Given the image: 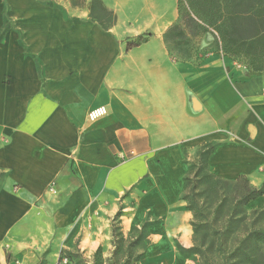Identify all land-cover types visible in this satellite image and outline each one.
I'll list each match as a JSON object with an SVG mask.
<instances>
[{"label": "crops", "instance_id": "obj_1", "mask_svg": "<svg viewBox=\"0 0 264 264\" xmlns=\"http://www.w3.org/2000/svg\"><path fill=\"white\" fill-rule=\"evenodd\" d=\"M101 2L105 28L87 6L0 0V264L4 246H85L96 223L112 240L118 212L124 234L147 222L138 264H190L177 245L195 242L182 195L198 145H213L214 177L264 186V73L218 52L173 57L178 0ZM246 206L264 209V192Z\"/></svg>", "mask_w": 264, "mask_h": 264}, {"label": "rangeland", "instance_id": "obj_2", "mask_svg": "<svg viewBox=\"0 0 264 264\" xmlns=\"http://www.w3.org/2000/svg\"><path fill=\"white\" fill-rule=\"evenodd\" d=\"M58 4H67L72 7L87 6L89 1L83 0H54ZM99 2H97L92 9L94 15L102 20L110 21L111 15L105 16L103 10L99 9ZM188 7L186 0H181L179 8V18L174 24L175 31L168 35V48L173 57L178 59L189 58L194 61L202 59L203 56L216 52L215 37L211 31L200 30L201 35H192L193 29L185 25V12L184 8ZM10 23L7 22V25ZM108 25V23H106ZM204 148L202 145L192 147L186 152L185 160L188 163V173L186 175V186L194 189L195 201L198 205V215H193V221L196 223L208 222L215 229L223 231L226 227L229 230L222 236H214L210 230L200 228L195 233V243L205 248L209 246L207 251V260L198 254H190V264H223L229 261L217 249L221 245L228 253L237 242L244 237L252 229H261L264 227V214H254L253 209H249L246 203L242 201V188L245 184L244 180L239 182L225 181L211 175L207 166L204 163L203 157L199 154ZM192 168V170H191ZM191 170V171H190ZM195 171L194 173L192 171ZM2 174H0V179ZM186 187V189H187ZM69 187L66 188L63 195ZM186 193L189 190H185ZM65 196H60L58 201L47 202L50 206H56L64 199ZM44 203L43 200L40 201ZM94 230V231H93ZM139 233L143 236L139 238L140 242L133 248V255L138 256L146 244V234L143 229L137 231H130L124 234L121 231L123 242L115 255H112L113 243L110 239L104 240V231L98 223L94 224V229L86 233L84 244L76 243L72 246L64 245H47L43 240L37 241L39 249L42 252L34 258V255L29 248L20 250L17 253L4 246V254L9 264H122L125 256L124 245L125 243L133 240ZM99 238L102 244L95 247L94 240ZM46 241V240H45ZM45 243V246L40 243ZM33 248V247H31ZM99 248V250H98ZM260 249L262 246L260 245ZM63 250V252H62ZM66 251V252H64ZM255 253V260L252 264H264V251L261 250ZM62 256L61 260L59 259ZM138 264V260L134 262ZM250 264V263H249Z\"/></svg>", "mask_w": 264, "mask_h": 264}, {"label": "trees", "instance_id": "obj_3", "mask_svg": "<svg viewBox=\"0 0 264 264\" xmlns=\"http://www.w3.org/2000/svg\"><path fill=\"white\" fill-rule=\"evenodd\" d=\"M41 1L48 2L49 0ZM97 2H99V9L103 10L106 17L107 15L112 16L110 21L102 20L93 14L92 9ZM180 2L181 0H178V12ZM186 2H188V7L184 8L185 25L193 29L192 35L200 36L203 31H211L215 37L216 52L221 53L236 63L244 65L250 71L264 73V0H186ZM88 8L90 10V17L97 19L99 24L104 28L106 27V23H108V26L114 24V13L108 10L101 0H90ZM174 29L175 25H172L166 31L164 36L166 41L168 35L175 31ZM198 29H202V32ZM149 35L150 33L141 34L132 40H128L126 43L127 47L140 44ZM184 59L186 58L184 57ZM212 148V144H207L199 151L206 166L207 156L212 151ZM192 172L194 173L195 171L193 170ZM241 180L245 181L241 195L243 202L247 203L249 199L264 192V186L260 188L251 187L243 177L237 178L234 182ZM186 181L187 178L185 177V190L188 189L189 192L186 193L184 191L182 198L187 201L188 208L192 211L193 215H198L197 210L199 207L195 201L194 189L193 187L188 188ZM252 212L256 215H261L264 214V209H253ZM120 214V212L116 214L111 227L114 247L112 255L118 252L121 242H123L120 227L117 224ZM146 223L144 222L140 228L143 229L145 234ZM192 227L195 233L200 228H204L210 230L214 236H222L229 231L227 227L223 231H220L212 227L208 222L196 223L193 220ZM141 236H143V233H139L133 240L125 243V256L122 264H134L139 259L140 254L138 256L133 255V248L140 242L139 238ZM260 245L262 249H260ZM177 248L183 256L188 257L190 254H198L207 260L209 246L203 248L194 242L190 248H184L180 245H177ZM217 250L225 258H229L227 259L229 261H225L223 264H252L255 260L256 251H260V254L262 253L261 250L264 251V227L249 231L228 253H225L221 245H219ZM61 258L62 256L60 255L59 259L61 260Z\"/></svg>", "mask_w": 264, "mask_h": 264}, {"label": "built area", "instance_id": "obj_4", "mask_svg": "<svg viewBox=\"0 0 264 264\" xmlns=\"http://www.w3.org/2000/svg\"><path fill=\"white\" fill-rule=\"evenodd\" d=\"M105 114H106V108L104 106H99V107H95V108L91 109L88 112V118L90 120H94V119H97V118H99Z\"/></svg>", "mask_w": 264, "mask_h": 264}]
</instances>
